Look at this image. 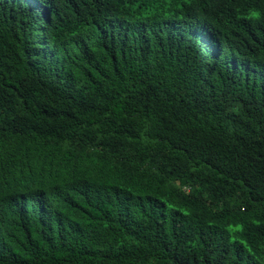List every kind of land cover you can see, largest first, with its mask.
Here are the masks:
<instances>
[{
	"label": "trees",
	"instance_id": "16d2710c",
	"mask_svg": "<svg viewBox=\"0 0 264 264\" xmlns=\"http://www.w3.org/2000/svg\"><path fill=\"white\" fill-rule=\"evenodd\" d=\"M110 4L0 0V264H264V0Z\"/></svg>",
	"mask_w": 264,
	"mask_h": 264
},
{
	"label": "clouds",
	"instance_id": "9594fccd",
	"mask_svg": "<svg viewBox=\"0 0 264 264\" xmlns=\"http://www.w3.org/2000/svg\"><path fill=\"white\" fill-rule=\"evenodd\" d=\"M23 1L38 17L52 14L57 9L72 11L77 19L73 24V28L77 32L84 25L81 20L85 23H99L100 25L111 27L112 35L110 37H102L100 41L116 51L133 49L136 43L141 42L144 44L143 39L152 36L148 30L152 26L151 21L144 15L138 16L142 14L138 11H126L125 9L113 11L111 8L112 4H110L113 3V0H33L34 3H31L29 0ZM105 1H108V3H105ZM155 21L169 25L174 23L161 14L155 18ZM43 27L45 28V25ZM36 29L35 33L37 38L42 43V38L38 36L39 32ZM180 31L178 27L175 30V32L179 33ZM97 43L100 42H97V40H89L86 44V49L90 50L94 48ZM198 44L202 47L205 46L201 40H198Z\"/></svg>",
	"mask_w": 264,
	"mask_h": 264
},
{
	"label": "bare ground",
	"instance_id": "6f19581e",
	"mask_svg": "<svg viewBox=\"0 0 264 264\" xmlns=\"http://www.w3.org/2000/svg\"><path fill=\"white\" fill-rule=\"evenodd\" d=\"M32 183H33V182H31L30 185H32ZM50 189H51V188H49V189H47V190H50ZM52 191H53V189H52Z\"/></svg>",
	"mask_w": 264,
	"mask_h": 264
}]
</instances>
